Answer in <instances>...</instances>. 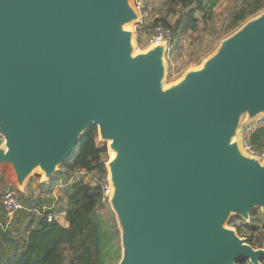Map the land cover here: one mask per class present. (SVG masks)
<instances>
[{"label": "water", "instance_id": "95a60500", "mask_svg": "<svg viewBox=\"0 0 264 264\" xmlns=\"http://www.w3.org/2000/svg\"><path fill=\"white\" fill-rule=\"evenodd\" d=\"M132 0H0V170L59 176L92 125L106 145L118 264H260L234 228L264 212V11L165 87V43L135 52Z\"/></svg>", "mask_w": 264, "mask_h": 264}, {"label": "trees", "instance_id": "16d2710c", "mask_svg": "<svg viewBox=\"0 0 264 264\" xmlns=\"http://www.w3.org/2000/svg\"><path fill=\"white\" fill-rule=\"evenodd\" d=\"M220 1L166 0L169 7L168 16L175 14V10H178L172 25L165 19L159 21L170 30L172 39L170 50L175 45L173 43L175 37L197 31L201 21L206 23ZM263 9L264 0L246 2V5L234 14L229 27L238 25L250 15L256 16ZM197 13L202 15L201 20L197 17ZM263 139L264 127L257 129L250 136L249 143L255 153L262 148ZM106 154V146L97 143V129L92 125L81 136L72 163L66 166L68 172L89 173L93 181V183L79 182L74 185L65 215L67 226H62L55 221L47 223L46 216L49 212H43L38 219L37 227L27 232L26 240L14 241L12 236L1 233L4 242L8 243V254H2L0 264L7 261V255H12L7 264H118L121 253L115 241L116 235L110 230L107 240L101 238L100 227L106 221L97 213V209L101 206L100 198L107 178ZM57 179L58 177L53 178L50 182L54 184ZM22 206L23 209L19 212L24 210V205ZM33 208L41 210L40 213L43 211L42 205ZM262 215L261 229L254 226V220H257L254 213H251L248 223L244 221L241 225L234 227L237 234L258 231V237L254 238V242L251 240L252 236L244 238L255 249L264 248V213ZM236 264L251 263L248 260H240ZM260 264H264V257L261 258Z\"/></svg>", "mask_w": 264, "mask_h": 264}, {"label": "rangeland", "instance_id": "374dc122", "mask_svg": "<svg viewBox=\"0 0 264 264\" xmlns=\"http://www.w3.org/2000/svg\"><path fill=\"white\" fill-rule=\"evenodd\" d=\"M252 0H221L220 3L215 7L213 15L210 19L206 20V23L200 22L198 30L195 32H187L178 37L174 38V47L166 52L165 55V87L175 83L179 80L183 74L192 68H197L201 63L211 55L215 49L218 47L219 43L234 33L244 22L249 19H252L253 16H248L245 21L239 23L238 25H233L229 27L231 20L234 14L239 11L246 2ZM143 8L140 14L139 23H132L129 28L133 30V46L135 52H142L148 49L147 38L151 34L152 27L156 21L167 20L169 24H173L177 17L178 10L173 15H167L169 9L166 0H141ZM256 14L259 15L261 12ZM197 17L201 20L202 15L197 13ZM229 27V28H228ZM140 31L138 34L137 32ZM244 119L241 122L239 130L245 128ZM240 145H242L240 136ZM97 143L99 145H105L101 142L97 136ZM262 148L256 150L255 153L257 156L263 157L264 159V139L262 141ZM106 146V145H105ZM242 147V146H241ZM75 150L70 158V160L64 163L60 168L59 172H65L66 176L57 175L55 178L58 179L52 184L50 181H42V173L35 171L30 178H28L24 184V187L27 185L25 191L18 190L16 184L14 183L13 175L8 168H3L0 170V197L3 191L11 190L15 192L18 196V199L21 205H54V211L56 214H61L64 212V208H67L68 199L70 198L73 187L79 182L84 183H93L92 176L85 171H75L68 172L66 166L71 164L74 158ZM110 158V154H106V159ZM77 174V175H75ZM108 177V174H107ZM108 178L106 181L108 183ZM24 189V188H23ZM27 211V210H26ZM39 212L41 210H38ZM97 213L102 217L106 222H103L100 227V236L104 240L108 239L109 232L112 230L116 235V244L120 249V238L119 230L117 228V223L113 212L110 209L109 203L101 205L97 209ZM252 213L255 214L257 220H254V226H257L261 229L263 224V213L261 209L256 208L252 210ZM33 214L32 216H30ZM37 216H36V215ZM21 216H24L26 222L20 219ZM17 217L18 223L14 226H5L4 225V214L0 210V260H2V254H8V243H5L1 233L12 236L14 241L23 240L27 232L31 230V224L34 219H39L40 217L36 212H17L14 215V219ZM24 222V223H23ZM244 222L240 217L233 215L231 216L227 226L234 228L235 225H241ZM23 223V224H22ZM16 224V223H15ZM241 238H249L252 236V242L254 238L258 237V231H247L241 232L238 234ZM251 240H249L251 242ZM103 244V243H102ZM9 256V255H7ZM10 260V258H9ZM4 262V261H3ZM8 263V262H7Z\"/></svg>", "mask_w": 264, "mask_h": 264}, {"label": "built area", "instance_id": "2783aa9c", "mask_svg": "<svg viewBox=\"0 0 264 264\" xmlns=\"http://www.w3.org/2000/svg\"><path fill=\"white\" fill-rule=\"evenodd\" d=\"M132 6L133 8L139 13V16L141 14V10L143 8L141 0H132ZM171 33L170 30L161 22H157L153 25L151 34L147 38V45L151 46L153 44L157 43H165L167 52L170 50L171 47ZM264 127V116H260L256 119H254L251 123L246 124L245 128L239 130L240 133V139L242 142V149L243 151L251 156L257 157L260 161L263 157L257 156L252 149L249 138L250 136L259 128ZM63 175V172L61 173ZM111 196V188L109 184L106 181V184L103 186L102 189V196L100 198V204L104 205L109 203ZM0 207L4 214L6 223L9 225L10 222L14 220V215L23 209V206L21 205L18 196L15 192L11 190H5L2 192L0 197ZM45 210V209H44ZM55 221V219L51 215L46 216V222L51 223Z\"/></svg>", "mask_w": 264, "mask_h": 264}, {"label": "crops", "instance_id": "0c3cea01", "mask_svg": "<svg viewBox=\"0 0 264 264\" xmlns=\"http://www.w3.org/2000/svg\"><path fill=\"white\" fill-rule=\"evenodd\" d=\"M62 175V174H61ZM77 175V174H75ZM62 176H66L65 172H63V175ZM27 189V185L24 187L23 191H25ZM68 205V204H67ZM25 207V206H24ZM35 207L34 205H26V208H24L23 211L25 212H36L38 214L39 217H41L42 213L43 212H49V215H51L54 219H55V222H57L58 224L62 225V226H67V221H66V218H65V215H66V212H67V208H64V212L61 213V214H56V212L54 211V205H42V212L40 213L37 208H33ZM45 209V210H44ZM0 210H1V207H0ZM27 210V211H26ZM1 213L3 214L2 210H1ZM19 213V212H18ZM36 215V214H35ZM37 216V215H36ZM20 219H22V221L26 222V219H24V216H21ZM34 222L30 225L31 229H34L37 227L39 221L37 219H34L33 220ZM23 222V223H24ZM16 223V224H15ZM18 223V220H17V217L9 223V225L6 223V221L4 222V225L7 227V226H14V225H17ZM22 223V224H23ZM24 240H26V238L24 237L23 238ZM12 256V255H11ZM11 256H8L6 257L7 258V261H5L4 263L2 264H7L6 262H8L9 258L11 259Z\"/></svg>", "mask_w": 264, "mask_h": 264}, {"label": "flooded vegetation", "instance_id": "af4514ba", "mask_svg": "<svg viewBox=\"0 0 264 264\" xmlns=\"http://www.w3.org/2000/svg\"><path fill=\"white\" fill-rule=\"evenodd\" d=\"M0 144H1V140H0ZM61 175V174H60Z\"/></svg>", "mask_w": 264, "mask_h": 264}]
</instances>
